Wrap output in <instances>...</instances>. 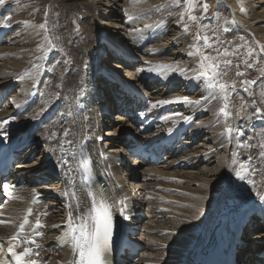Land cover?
<instances>
[{
  "label": "bare ground",
  "instance_id": "bare-ground-1",
  "mask_svg": "<svg viewBox=\"0 0 264 264\" xmlns=\"http://www.w3.org/2000/svg\"><path fill=\"white\" fill-rule=\"evenodd\" d=\"M106 1L113 4L112 0H5V3L0 5V95L6 99V93L11 94L14 91L10 98L13 101L12 107L2 105L3 109L0 111V122L8 121L4 128L0 129V132L6 135L0 137L5 136L4 143H10L13 136H25V141L31 142L30 152L34 149L40 151L34 163L19 164L15 175H25V178L35 175L39 179L44 174L47 176L45 178L52 180L56 179L51 176L53 172V175L62 172L70 175L64 186L58 181L39 186L37 191H42L43 197L50 195L52 199L55 198L44 203L49 209L52 207V211L37 217L36 213L40 210L35 207L34 214L28 219L31 222L40 220L46 228V242L52 244L53 251H58L54 249L57 245L55 239L60 236L62 229L67 227L70 213L64 210L65 203L61 202L60 197L63 196L64 201H72L73 218L80 206L90 210L92 199L80 190V180L74 173L73 164L82 144H85V151L90 155L96 152L98 143L101 142L100 148L104 155L109 152L115 157L121 155L124 138L118 137L113 143V148L108 149L107 144L111 138L104 136L114 133L117 129L115 121L122 123L123 117L116 114L114 121L98 125L101 106L104 103L102 99L108 98L101 86V79L104 77L109 80L111 77V80H115L117 74L114 75L113 70L120 68L118 64L121 61L124 67L134 68L128 76L126 75V79L133 76L135 80L133 87L128 91L143 94L148 99V109L154 108L157 112L164 110L152 136H164L170 131H176V136L182 134L181 131L188 126L187 134L190 132L200 139L201 132L209 131V134L205 135V146L210 150L202 149L203 146L193 147L195 142L190 144V138H187L183 140V143L188 145L185 150L176 155L168 152L167 159L154 168H147L146 165L139 168L138 161L129 158H126L125 166L112 164L109 156L104 163L98 162L99 170L107 164L111 168L110 190L104 198L112 206V220L120 222L118 218L121 209L117 208L116 203L121 200L127 202L129 199L132 207H137L136 211L141 210L146 215L148 221L144 224V230L147 229L150 233L145 237V248L138 260L140 264H188L192 256L197 253L205 255L211 246L230 250L234 240L228 232L233 228V233L239 235V226L246 216L258 213L257 208H264V201H260L257 196L258 192H264V158L260 156L261 151H264L261 148L264 143V79L259 80L262 72L253 78L255 83L247 85V95H240L239 100L233 103V110H227L229 113L226 116L235 119L234 126L229 125L225 118L222 119L224 116L219 113L220 107L225 104L228 106V100L223 99L225 94L220 92L215 98L217 94L214 89L205 92L202 88L197 97H190L191 100L198 101L193 103L195 107L192 108V104L185 111L184 117L179 115L170 119L169 127H165L162 120L168 115L169 109L175 107V110H181V106L185 109L190 104L169 97L168 92L173 91L174 85L185 82H188L186 88L190 92L195 86L198 89L199 81L193 80V71L185 70L187 62L161 70L160 73L146 69L156 64L170 65L171 58L165 57L171 50L170 46L179 47L186 45L188 41L185 35H176L171 45H167L157 43V36H137L127 20L123 19L117 24L116 20L112 19L115 13H112V7L107 9L104 5L107 4ZM222 1L217 0L220 4H223ZM224 1L228 7L234 6L230 0ZM259 1L261 2L258 3L264 4V0ZM252 11L253 13L243 14L236 9L237 23L244 27L247 33L257 35L258 42L262 44L264 34L260 31L261 22L264 23V6L261 12L256 13L253 8ZM6 17H10L6 21L8 26H3ZM25 21L28 23H24ZM41 24H46L51 44L40 35L43 29L39 27ZM147 24V30L151 29V23ZM101 27L105 33L100 31ZM157 31L159 34L160 31ZM123 36L127 37L126 44L123 42ZM51 48L54 53L50 58L55 60L46 65L42 60L38 63L39 56ZM106 48L112 53V58L105 51ZM178 54H185V49L182 47ZM103 58L112 59L115 69L107 70L106 64L102 62ZM141 59L152 62L144 61V65L136 68L135 64L142 62ZM157 59L160 62L157 63ZM43 66L45 71L42 73ZM178 66L181 68L175 70ZM125 83L132 84L127 80ZM160 85H165L167 89L162 97L155 99L153 94H157L152 92L155 89L156 93L162 91ZM169 86L171 88L168 89ZM174 92L177 91L174 89ZM159 100L174 102L156 105L155 102ZM109 103L108 107H116L115 103ZM177 112L179 111L170 112L169 115ZM201 116H209L205 119L208 122L204 121L206 125L196 131L190 129L191 124ZM227 127L240 130L239 133L234 132L233 141L225 132ZM161 128L163 129L159 132ZM244 154L246 156H243ZM249 157H252L251 161L248 160ZM233 159L237 161L236 164L232 163ZM201 164L206 166L196 169ZM240 164H244L248 169L245 180L235 176V170H239ZM132 177L139 178V182L134 183ZM147 178L154 179L152 189H149L150 184L145 183ZM183 179H186L189 185L195 182V186L185 187L182 184ZM248 179L255 183H247ZM178 188L181 190L178 191ZM36 194L31 189H21L17 193L15 191L11 201L0 208V221H4L0 223L1 238L7 239V234L16 229L24 211L31 207V197ZM168 195L179 201L184 197L183 200L187 203L185 205L174 202V208L170 209L165 205ZM159 200H163V203L152 204ZM170 215L173 218L168 220ZM18 217L15 225H9ZM249 225L245 227L242 238L240 237L245 241V246L242 244V250L237 254V264H246L245 259H252L254 253H264V223L262 232L261 226L258 230L260 234L257 238H261V241L257 239V242L247 240L251 235ZM205 257L207 258L208 254ZM68 260L69 247L63 245L46 264H67Z\"/></svg>",
  "mask_w": 264,
  "mask_h": 264
},
{
  "label": "rangeland",
  "instance_id": "rangeland-1",
  "mask_svg": "<svg viewBox=\"0 0 264 264\" xmlns=\"http://www.w3.org/2000/svg\"><path fill=\"white\" fill-rule=\"evenodd\" d=\"M230 1L234 4L232 8L228 7L226 5V1L224 0L222 1L223 4L218 3L217 0H194V6L191 10H189L188 7L186 6L185 0H181V4L179 7H168L167 5H170L172 3V0H136V2L135 1L130 2L129 0H115V1L112 0L113 4H110V3L108 4L109 1H106L107 4L104 3V5L107 7V9L112 7V13H115V17H113L112 19L116 20L117 24H119V22L123 19H124L123 21L127 20V23L131 24L130 28H133V31L137 33V36H142V38L149 37V36L150 37L157 36V43L160 42L163 44L171 45V42L173 38H175L176 35H183V36L185 35V38L187 39L188 43L186 45H181L179 47L173 46L174 48L170 46L171 50L167 52L168 54L165 57L171 58L172 63L170 65H172V67L174 66L176 67V65H178L179 63L187 62L186 63L187 65L185 66L186 68L185 70H190L194 72L193 80L199 81L198 89H196V86H195L192 88V91L188 92V89L186 88V84H188V82H185L181 85H174L173 91L168 92L169 97L176 99L178 97L186 96L190 99V97L192 98L197 97L199 90L200 89L202 90V88H204L203 90L205 92L209 89L210 90L214 89L217 94L215 98L219 96L220 94L219 89L207 87L206 82L203 78H200V79L195 78L197 75V72L199 71V62L201 60V56L208 55V56L213 57V60L207 61L206 63H214L218 65L219 76L217 77V79L220 82H223L227 85L225 91L223 92L225 96L227 97L226 100H228L227 110L229 109L233 110L234 108L233 103L239 100L238 98L240 97V95H247V90H246L247 85L253 84V83L245 84L244 82L254 81L253 78H255L257 74H260V72L262 73L260 74L259 80L264 79V73H263L264 71V52L261 51V48H264V40L262 41V44H260L257 40V35L254 36L253 34H250V32L247 33V31L244 30V27L243 28L240 27V25L237 23L238 17L236 16L235 11L237 9L241 11L243 14L244 12L253 13L252 11V8H253L255 9V12L258 13V12H261L260 10L264 6V4L262 5V3H258V2H261L259 0H230ZM205 2L208 5L207 12H205L203 8V4ZM136 7H138L137 10H136ZM139 9H142L141 12H143L142 13L143 15H141V12ZM138 10L140 13L138 12ZM189 13L191 15L196 16L197 19L191 20L189 18ZM116 14L118 17L116 16ZM148 15L150 16L148 17ZM130 16L134 18L129 19ZM181 16H183V19H181ZM98 22H101V20L100 21L98 20ZM147 23H151L150 25L152 28L149 30H147V27L149 26ZM261 24H262L261 25L262 27L261 26L260 27L262 28V31L260 32L264 34V23L261 22ZM185 25H187V30H185ZM100 29H102L100 31L105 33L104 32L105 30L103 27H101ZM157 29L160 31L159 34H158ZM136 30H139V31H136ZM40 35H42L44 39L47 40L48 44H51V40H49L51 38L50 37L48 38L47 27L41 30ZM197 36H199L200 39H197ZM122 38L124 39L123 42L126 44L127 37L123 36ZM258 38L260 39L259 36ZM193 45H195V47H193ZM182 47L185 49V54L180 55L178 53L180 52ZM197 49H199L198 52H197ZM132 50L134 51L135 49H132ZM105 51H107V54L109 53L108 48H106ZM52 53H54L53 48L42 53L38 58L39 60L38 63H41L40 60H42V63L46 65L48 64V62L54 61L55 59H53V57H52V60L50 58ZM225 53H227V55H225ZM249 53H251V55H249ZM141 60L143 61L142 62L140 61V63L135 64L136 68L138 66H142L144 61L152 62L148 59H141ZM228 61H230V63H227ZM102 62L103 64L104 63L106 64L107 70L115 69V65L113 66L112 64L114 62L112 61V59L106 60L103 58ZM158 62H160V60L157 59V63ZM118 66L120 67L119 69L113 70L114 75L118 73H120L121 75L122 73H124L126 77V75L128 76V73H131L134 70V68L124 67L121 61L118 64ZM179 67L181 68V66H178L177 68H175V70H178ZM41 71L42 73L45 71L44 66ZM238 73H242V75H238ZM131 79L134 80V77L132 76ZM143 79L145 81V78ZM125 80H127V82H130L126 78ZM137 83L139 82L137 81ZM149 83L151 84L152 81H150ZM159 84L161 83L159 82ZM160 88L162 91H160L159 93H156L157 91L156 89L154 92H152V93L157 94V95L153 94V97L155 99H159L160 97H162L164 91L167 89L165 85H160ZM15 89H17L16 85H15ZM174 89L177 92H174ZM12 95L13 93L10 96ZM179 103H182V102H179ZM192 104L193 103H190L189 106L186 107L185 109H183V106H181L180 107L181 110H178V109L175 110V107H172V108L170 107L171 109H169L167 113L168 115L164 118V120H162L163 125L165 127H169L170 119H173L174 117H178L179 115L184 117L185 111L188 108H190ZM10 105L11 104H9L8 107H10ZM193 107H195L194 104L192 105V108ZM113 109L116 110V107L115 108L113 107ZM174 111L175 112L179 111V112L175 114L171 113L169 115L170 112H174ZM221 115L224 116L222 119L225 118L226 122H228L229 125L234 126L235 124V121H233L235 120L234 118L227 117L225 114H221ZM116 117L117 116H115L114 119H116ZM208 117H202V116L198 117L197 121L191 124L190 129H192L193 131L200 129L201 127L206 125V122H208V120L206 121L205 119ZM165 123L168 125H166ZM115 124H116V128H119V126L120 127L125 126L124 124L118 123L117 121H115ZM163 128H161L159 132H161ZM201 133L202 134H201L200 139H198V143L195 144L193 147L200 148L203 146L202 149H206L207 151H209L210 148L205 146L207 144V140H205V137H206L205 135L209 134V131H207V133L205 132H201ZM228 138L233 141L234 133L229 134ZM208 145L211 146V144H208ZM115 146H117V143ZM36 151H38V149ZM39 154H40V151H38L37 158ZM243 156H246V155L244 154ZM213 160L216 163V160L215 159ZM127 162H128V159H127ZM203 166H206V165L201 164L197 166L196 169L202 168ZM185 181L186 179H183L182 181V184L185 187L195 186V182H192L193 185H189L187 184L188 181L186 182ZM177 190L180 191L181 189L178 188ZM166 197L167 199H166L165 205L170 209L174 208V205H173L175 204L174 202H177V204L185 203V205L187 203L186 201L183 200L184 197H182V200L180 201L175 198L170 197L169 195ZM171 218H173L172 215L168 216V220H170ZM18 219L19 217L11 221L9 225H15ZM6 224L8 225V219H7ZM262 229L263 227L261 226L260 228L261 232H262ZM258 234H260V232L256 231V237L250 238L249 236L247 240L248 241L253 240L257 242L256 240L260 239L261 241V238H257V236H259Z\"/></svg>",
  "mask_w": 264,
  "mask_h": 264
},
{
  "label": "snow or ice",
  "instance_id": "snow-or-ice-1",
  "mask_svg": "<svg viewBox=\"0 0 264 264\" xmlns=\"http://www.w3.org/2000/svg\"><path fill=\"white\" fill-rule=\"evenodd\" d=\"M5 0H0V5H3ZM181 4V0H172L168 7H179ZM185 4L189 10H191L194 6V0H185ZM163 7V6H162ZM204 11L207 12L208 5L205 2L203 4ZM243 10V9H242ZM134 17H129V19H133ZM189 18L191 20H196L197 17L191 15L189 13ZM10 19L8 17L5 18V23L3 26H8L6 21ZM183 19V16H181ZM24 23H28L25 21ZM40 28H46V24L39 25ZM185 30H187V25H185ZM139 31V30H136ZM197 39H200L197 36ZM206 39V37H205ZM195 47V45H193ZM199 49H197V52ZM261 51L264 52V48H261ZM227 55V53H225ZM251 55V53H249ZM213 60V57L208 55H202L201 60L199 62V71L197 72L196 79L203 78L206 82V86L209 88L219 89L221 93H223L227 87V85L223 82H220L217 77L219 76L218 65L214 63H206L207 61ZM227 63H230L228 61ZM172 65L169 64H156L151 65L147 71L160 73L161 70H167L171 68ZM183 71V69H181ZM238 75H242V73H238ZM23 79V77H20ZM245 84L255 83V81H245ZM223 99H227L226 96ZM177 101H183L185 103H198V101H192L188 97H178ZM174 101L170 100H159L156 101V105H164L168 103H172ZM155 106V105H154ZM257 111H260L257 109ZM219 113L227 115V104L223 105L219 109ZM8 121L0 122V129L4 128V125ZM239 129L227 127L225 132L227 134H231L234 132L239 133ZM0 135H6L4 132H0ZM261 148L264 149V143L261 144ZM260 156L264 158V151H261ZM252 157H249L248 160L251 161ZM233 164H236L237 161L233 159ZM246 173H248V169L244 164H240L239 170H235V176L240 180H245ZM247 183L254 184L255 182L252 179H248ZM92 195V204L89 212L81 217H77L76 220L80 221L77 223L74 221L71 212L67 218V229L63 233L62 238L67 240L70 239L72 242V250L74 255H76V259L69 261L68 264H108L107 253L111 250V239L113 233V221L111 214V205L104 198L103 193L96 196V194ZM257 196L260 201H264V192H258ZM120 204L123 205L124 201H119ZM29 214H31V210L29 209ZM121 214H123V208L121 209ZM128 217L125 216V219ZM0 223H4V221H0ZM36 227H40V220H36ZM28 224L27 216L24 218L23 223L20 224L19 229L20 232L24 231L25 225ZM35 235H40L39 232H35ZM19 233L13 235L9 238L7 242V247H5V243L0 241V264H39L37 259L31 258L33 255L39 256V253H33V250L30 247L24 246L22 251H17V248L21 247V244H27L29 241H20L18 239ZM31 243H35V241H30ZM39 247V246H37ZM7 257V258H5Z\"/></svg>",
  "mask_w": 264,
  "mask_h": 264
}]
</instances>
